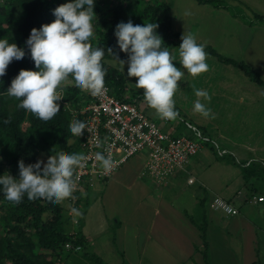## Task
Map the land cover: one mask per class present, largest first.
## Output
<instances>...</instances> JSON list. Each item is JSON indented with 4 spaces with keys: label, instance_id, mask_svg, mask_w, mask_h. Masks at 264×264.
Masks as SVG:
<instances>
[{
    "label": "rangeland",
    "instance_id": "374dc122",
    "mask_svg": "<svg viewBox=\"0 0 264 264\" xmlns=\"http://www.w3.org/2000/svg\"><path fill=\"white\" fill-rule=\"evenodd\" d=\"M166 1L171 3L170 13L174 31L180 33L181 36L184 31L193 33L199 43L211 45L222 56L244 61L251 68L257 70L264 80V19L259 20L256 18V14L264 16V0H227V8L199 4L195 0ZM93 27L94 38H96L99 36L96 18L93 21ZM169 51L178 56L177 46L169 48ZM107 62L124 74L126 97L139 99V104L146 114L157 121L162 128L169 131L167 125L162 122V118L145 102L143 89L136 88L137 78L127 76V64L124 65V70H122V66L118 61L108 60ZM206 62L209 70L197 77L187 74L178 61L173 62L176 67L181 68L186 73L182 81H178L179 88L174 95L175 108L187 120L204 129V132L214 139L219 146L229 149L230 154L232 153L231 156L227 154L224 157L218 156L212 145L207 143L199 153L190 158L184 169L169 177L165 182H158L151 176H141L140 169L144 165L147 153L145 151L139 152L129 158L109 178L95 181L85 189L88 193V206H86L83 217L81 232L86 231L88 222L94 227L100 222L101 218L107 220L109 217L114 216L119 220L127 221V234L124 238L126 244L123 245L127 258L126 262H135L136 257L141 256L140 260L147 264L150 258L147 257L146 253H149L154 248L153 246H156L149 244V248L144 251L143 255H141V249L134 248L132 227H134L135 221L138 223L137 227L141 232L138 239L142 241L143 246L145 233L147 232L146 228L152 219L162 225H158L161 229L166 226L161 220L166 214L168 215L166 218L172 227L180 230L186 225L189 229L187 234L194 235L197 239V230L190 224L186 214L193 215V218L199 224L206 221L207 226L208 222L206 233L208 231L213 232V229L214 232H218L220 230L219 220H222L223 224L227 218L242 215V218L246 217L255 225L256 248L260 251V259L264 261V201L253 204L249 197L247 203L242 200L241 206L235 204L239 213L228 215L220 209H213L209 206L210 201L215 196V191L208 185V187H202L198 177L205 174L207 179L213 180L212 185L220 179L228 180L229 178H232L233 182L239 183V178L234 174L238 175L239 165L247 161L245 154L248 156L253 155L254 159L250 161L253 168L259 167L260 163L264 165L262 163L264 162V85L256 84L239 68L220 61L214 55L207 53ZM72 85L73 82L69 77L68 81L61 87L66 93V89ZM197 89L207 91L211 97L210 101L200 98L211 109L209 117H204L193 111V102L197 99L195 96V90ZM71 93L72 91L69 92V94ZM60 103L68 110L67 103L62 101ZM27 125V123L23 124L24 129H28ZM177 131L186 133L188 129L180 123ZM29 133L36 137L39 135L38 130H33V132L29 130ZM73 141L74 138H71L68 143ZM35 154L44 164L52 158V154L57 155L56 148L50 145L43 150H37ZM230 158H234L237 164H226L227 161L231 160ZM197 159H200L201 162H197ZM3 170L0 173L1 175L8 172L6 166ZM216 174L219 177H216ZM193 175L194 181L187 183V178ZM89 187L91 188L89 189ZM250 188L256 190V194H264L263 174L260 178L253 179ZM244 191L249 192V187L245 186ZM81 194L83 197L84 192ZM241 195L243 197L245 194ZM66 200L62 201L61 205L68 215L71 204ZM79 209L81 208H78L76 212ZM204 212L208 216H205ZM209 212L212 215L215 214L211 217V222ZM4 215V210L0 208V229ZM74 218L76 219L77 215ZM75 225L71 219V222L66 226V231L68 233L75 232ZM220 226L223 230L227 228V226L221 224ZM158 233H162L161 230ZM99 237L98 242L101 245H98V247L102 250L101 256L97 254L99 257L95 256L92 259L88 257L87 259L79 253H75L76 255L71 254L68 257L64 254L63 262H69V259L75 256L84 257V260H86L85 263L81 261L80 264H119L125 259L123 250H117L122 249V244L117 246L113 243V228H108ZM167 239L162 236V241L168 243L171 251L178 253L179 249L175 248L176 244L170 240L167 241ZM107 240L108 242L104 244L103 242ZM241 240L239 233H237V236L224 243L239 250ZM200 245L202 251L204 247L203 244ZM163 248L162 246L159 247L157 250L159 254L160 250L161 253L163 252ZM86 250L89 252L88 254L92 252L91 247ZM256 254L259 256V253ZM177 256H180V252ZM59 258L56 259V264H60ZM196 259L203 261L198 255ZM161 262L166 264L163 259H161ZM185 264L193 263L187 262Z\"/></svg>",
    "mask_w": 264,
    "mask_h": 264
},
{
    "label": "clouds",
    "instance_id": "9594fccd",
    "mask_svg": "<svg viewBox=\"0 0 264 264\" xmlns=\"http://www.w3.org/2000/svg\"><path fill=\"white\" fill-rule=\"evenodd\" d=\"M95 2L70 0L53 10V22L42 25L39 30H31L26 45L38 70L21 69L7 89L9 97L20 101L19 108L50 122L60 113L57 105L62 99L61 86L69 77L76 88L92 95L103 90L106 70L102 60L105 50L90 43L95 35ZM158 27L155 22L134 25L131 20L122 21L116 25L114 36L119 49L127 54V60H118L112 49L107 50L120 63L122 70L127 64V76L137 78L135 86L143 89L147 105L162 119L176 120L179 112L175 108L174 95L179 88L178 81H182L186 73L197 77L207 72V53L193 33L184 31L178 56L173 54L169 48L162 46L164 42L156 31ZM24 57V48L0 38V77L6 74L13 60L19 61ZM175 61L186 73L174 65ZM195 96L193 111L209 117L211 109L200 99L210 101L209 93L197 89ZM85 130L91 131L86 122L78 119L73 120L68 129L74 137H81ZM87 159L81 152L52 154L46 164L26 165L20 160L18 177L8 172L0 175V193L15 203L21 202L25 196L28 201L44 200L49 203L73 198L76 169L82 167ZM94 160L105 173H110L116 166L112 157L105 156L103 152H96Z\"/></svg>",
    "mask_w": 264,
    "mask_h": 264
},
{
    "label": "trees",
    "instance_id": "16d2710c",
    "mask_svg": "<svg viewBox=\"0 0 264 264\" xmlns=\"http://www.w3.org/2000/svg\"><path fill=\"white\" fill-rule=\"evenodd\" d=\"M195 1L217 8H227V0ZM66 2H70V0H0V38L7 39L10 43H16L18 47L25 50V57L19 61L13 60L6 69V74L0 77V173L6 166L9 174L18 177V161L23 160L26 165L42 162L37 158L35 152L45 149L48 145L56 148L57 155L77 153L80 137H74L68 131L71 125L70 112L61 103L57 105L60 113L52 121L46 122L31 112L19 108L20 101L7 95V89L10 87L12 79L21 69L38 70L35 68L30 50L26 45L31 30L33 28L39 30L42 25L53 22L55 20L53 10ZM170 9L171 3L166 0H96L94 13L99 36L93 38L90 43L93 47H102L105 50L102 60L106 70L104 85H108L115 96L125 99L133 98L126 97L124 74L107 62L108 60L117 61L108 52L109 48L112 49V54L118 60L126 61L128 58L127 54L117 46L114 36L116 25L128 20H131L134 25L155 22L159 25L156 31L164 42L162 46L179 47L182 43L181 35L172 28ZM256 18L263 20L264 16L256 14ZM203 45L206 53L239 68L256 84L264 85V80L260 77L259 72L244 61L222 56L211 45ZM70 91H72L71 94H69ZM78 91L79 89L73 84L66 89L64 98L70 104L76 105ZM24 123L28 124V129H24ZM29 130L31 132L38 130L39 135L36 137L29 133ZM202 130L204 132V129ZM71 138H74V141L68 143ZM230 159L227 161L228 163L237 164L234 158ZM251 165L246 162L239 165L246 181L251 178H260L262 174L264 177L263 164L260 163V166L256 168ZM85 189L76 192L77 199L74 206L70 208L72 213L68 215L61 202L28 201L25 196L21 202L15 203L8 201L3 193H0V208L5 212L0 229V264H56V259L60 257L59 259L63 260L64 254L67 257L75 253L84 255L88 244L82 235L81 226L87 205L83 201L81 193ZM78 208L81 209L76 212ZM186 215L199 230L204 247L202 249L204 264H208L206 221L199 224L192 215ZM71 219L76 224L75 232L68 233L66 226L71 222ZM67 242H73L81 249L74 252L66 250L64 245Z\"/></svg>",
    "mask_w": 264,
    "mask_h": 264
},
{
    "label": "built area",
    "instance_id": "2783aa9c",
    "mask_svg": "<svg viewBox=\"0 0 264 264\" xmlns=\"http://www.w3.org/2000/svg\"><path fill=\"white\" fill-rule=\"evenodd\" d=\"M61 101L67 103L71 122L81 120L87 123L90 133L85 130L80 137L77 153H84L88 159L82 167L76 169V190L73 198H69L70 208L76 201V192L83 191L95 181L109 178L122 167L129 158L139 152H146V160L140 169L141 176H151L158 182H165L169 177L184 169L190 158L199 153L205 144L210 143L220 157L230 155L229 149L219 146L201 128L187 120L180 112L176 120L162 119L169 131L149 117L141 108L139 99H125L114 95L108 85L103 90L92 95L80 90L77 93L78 103L70 104L61 92ZM65 105V104H64ZM182 123L188 132H178ZM96 152L111 156L116 162L110 173H105L94 160ZM248 161L246 164H249ZM188 183L194 178L189 177ZM253 203L263 202L264 195H252ZM211 208L220 209L228 215H236L237 208L232 202L215 195L210 201ZM72 211L70 210V214ZM64 248L69 251H79L81 247L67 242Z\"/></svg>",
    "mask_w": 264,
    "mask_h": 264
},
{
    "label": "crops",
    "instance_id": "0c3cea01",
    "mask_svg": "<svg viewBox=\"0 0 264 264\" xmlns=\"http://www.w3.org/2000/svg\"><path fill=\"white\" fill-rule=\"evenodd\" d=\"M245 156L247 159L246 163L254 159V157H252L253 155L248 156L247 154H245ZM197 162H201L200 159H197ZM226 164H230V163L227 162ZM238 171H239L238 175L234 174V176L239 178V181H240L239 183L233 182L232 178L231 179L229 178L228 180L220 179L218 180V182H215V184L212 185L213 180L211 181L210 179H207L205 177V174L198 176V177H199V181L202 187L209 186L215 191L214 193L215 195L221 196L227 201L232 202L234 206L235 204L237 206H241L240 203L242 202V200L246 202L248 198L251 197L252 195H255V196L264 195L260 193L256 194L257 191L252 190V188H250L251 183L253 182V178L246 181L243 178L241 171L240 170ZM217 175L218 174H216V177H219ZM189 177L193 178L194 175L189 176ZM245 186L249 187V192L244 191ZM90 188L91 187H89V189ZM87 194L88 193L84 191L83 201L88 206ZM241 194H245L243 195L244 199H242L243 197H241L242 196ZM253 204H256V203H253ZM238 213H239V210H238ZM204 214L205 216H208L206 215L205 212ZM209 214H210L209 220L211 222L212 221L211 217L214 216L215 214L212 215L211 212H209ZM166 217H168L167 214L161 218L162 222L166 224L165 226L166 228L162 227L161 229L158 227V225L160 226L162 225L158 222H155V219H152L151 223L146 228L147 232L145 233L146 236L144 239L143 246H142V241L138 239L140 237L141 232H140V229L137 227L138 223H136L135 221L134 227H132L133 228L132 235L134 238L133 241L135 243L134 248H136L137 250L141 249V255H143V253H145L144 251L149 248V244L156 245V246H153L154 247L153 249L151 248L152 250H150L149 253H146L147 257L150 258L147 264H162L161 259H163L166 264H169L168 262H170L171 264L173 263L185 264L187 262H192L193 264H204L205 260H204L202 251L200 250V246H201L200 244H202V240L200 237L199 230L190 222V224L197 230V233H198V239H197L194 235L190 236V234H187V231H189V229L188 227H186V225L182 227V229L179 230L175 227H172ZM242 217H243L242 215H236V216H233L232 218L231 217L227 218V220H225L223 224H222L223 221L219 220L218 226L220 230L218 232H214V229H213V232L208 231L206 233L207 241H208V264H220V263H223V264H264V261L260 259V251L259 249L256 248L255 225H253V223L246 217L245 218H242ZM126 224H127V221L119 220L115 218L114 216L109 217V219L107 220H103L101 218L100 222L96 226L94 225V227L92 226V224H90V222H88V224L86 225L87 228L85 229L86 231H83L82 235L84 237V240L88 244L87 249L88 247H91L93 253L91 252L90 254H88L89 252H87L86 250V253L84 255H81V254L79 255L84 256L87 259L88 257L92 259L95 256H98L97 254H100L102 251L98 247V245H101L98 242V239H100L99 237L100 234L105 233L108 228H111V229L113 228V238H114L113 243L116 244L117 246H119V244H122L121 246L122 249L119 248L117 250H123V253H124L123 256L125 258L119 264H144V262L140 260L141 256H137L135 262L133 261L126 262L127 258L125 256V250L123 248V245L125 246L126 244V240L124 239L127 234ZM220 224L227 226V228L223 230ZM207 226H208V222H207ZM170 228H172L171 229L172 233L171 231H169ZM159 230H161L162 233H158ZM237 233H239V236L242 239L239 250H236L231 245L224 243L225 241L229 242L231 238H234L235 236H237ZM162 236L168 238L167 241L170 240L176 244L175 248L179 249L180 256H177L179 252L177 253V252L171 251V249L168 247V243L162 241ZM106 242H108V240L104 241L103 243L105 244ZM161 246L162 248L165 247L163 248V252H162L163 254L161 253V250L159 251L160 254L157 251L159 247L161 248ZM256 253H259V256H257ZM197 255L200 256V258H202L203 261L197 260L196 259ZM84 257L75 256V257H71L70 259L67 258L70 260L69 262H63V260H60L59 263L60 264H66V263L67 264H80L82 263L81 261L85 263L86 260H84ZM227 258L229 259L228 262H227Z\"/></svg>",
    "mask_w": 264,
    "mask_h": 264
}]
</instances>
